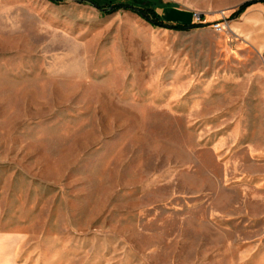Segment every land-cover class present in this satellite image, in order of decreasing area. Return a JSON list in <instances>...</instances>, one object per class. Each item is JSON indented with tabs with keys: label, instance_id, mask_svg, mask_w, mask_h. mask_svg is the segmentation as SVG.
I'll return each mask as SVG.
<instances>
[{
	"label": "rangeland",
	"instance_id": "1",
	"mask_svg": "<svg viewBox=\"0 0 264 264\" xmlns=\"http://www.w3.org/2000/svg\"><path fill=\"white\" fill-rule=\"evenodd\" d=\"M140 1L0 0V264H264V4Z\"/></svg>",
	"mask_w": 264,
	"mask_h": 264
},
{
	"label": "trees",
	"instance_id": "2",
	"mask_svg": "<svg viewBox=\"0 0 264 264\" xmlns=\"http://www.w3.org/2000/svg\"><path fill=\"white\" fill-rule=\"evenodd\" d=\"M49 2H52L54 4H58L63 0H48ZM84 2L90 4L94 8L98 9L99 11L105 10L104 7L108 10L109 13L117 12V11H126V12H132L136 14L138 17L146 21L152 26L155 27H162V28H168V29H174V30H191L194 28L201 27V25H195V24H176L175 26H166L164 25L161 17L156 14L154 7L152 4H143L140 0H130L128 2H120V3H114L109 4L103 7L91 4L90 2L84 0ZM264 4V0H258V1H251L246 2L242 5H240L235 13L234 16H239L242 14L247 8L254 4ZM175 5H172L170 7H165V9H173Z\"/></svg>",
	"mask_w": 264,
	"mask_h": 264
}]
</instances>
